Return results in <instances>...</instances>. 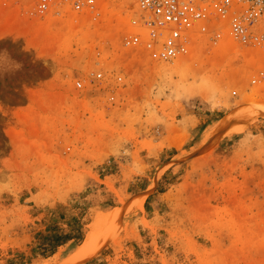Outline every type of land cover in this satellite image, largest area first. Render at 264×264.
<instances>
[{"label": "rangeland", "instance_id": "374dc122", "mask_svg": "<svg viewBox=\"0 0 264 264\" xmlns=\"http://www.w3.org/2000/svg\"><path fill=\"white\" fill-rule=\"evenodd\" d=\"M38 4L0 0L21 65L0 70V264H63L94 224L81 264H264V50L225 23L160 61L121 2ZM53 227L81 239L42 256Z\"/></svg>", "mask_w": 264, "mask_h": 264}, {"label": "built area", "instance_id": "2783aa9c", "mask_svg": "<svg viewBox=\"0 0 264 264\" xmlns=\"http://www.w3.org/2000/svg\"><path fill=\"white\" fill-rule=\"evenodd\" d=\"M53 0H39L47 11ZM100 17L96 5L102 0H63ZM123 4V15L132 33L127 45L144 48L153 58L171 60L185 52L189 37L206 35L215 40L219 26L228 23L232 39L245 47L264 50V31L257 26L264 18V0H106ZM212 29V30H210ZM98 78L100 75L97 76ZM76 88L81 89L80 82Z\"/></svg>", "mask_w": 264, "mask_h": 264}, {"label": "bare ground", "instance_id": "6f19581e", "mask_svg": "<svg viewBox=\"0 0 264 264\" xmlns=\"http://www.w3.org/2000/svg\"><path fill=\"white\" fill-rule=\"evenodd\" d=\"M91 227V232L86 236L80 247L63 264H81L97 253L104 242V238H100V225L94 224Z\"/></svg>", "mask_w": 264, "mask_h": 264}, {"label": "trees", "instance_id": "16d2710c", "mask_svg": "<svg viewBox=\"0 0 264 264\" xmlns=\"http://www.w3.org/2000/svg\"><path fill=\"white\" fill-rule=\"evenodd\" d=\"M53 228L51 229V233L48 235L46 242L39 246L42 256L47 252H50V255H54L61 247L68 245L75 239H81L79 235L76 236L72 233H59L58 228Z\"/></svg>", "mask_w": 264, "mask_h": 264}, {"label": "clouds", "instance_id": "9594fccd", "mask_svg": "<svg viewBox=\"0 0 264 264\" xmlns=\"http://www.w3.org/2000/svg\"><path fill=\"white\" fill-rule=\"evenodd\" d=\"M21 65L12 61L7 53H0V70L19 69Z\"/></svg>", "mask_w": 264, "mask_h": 264}, {"label": "crops", "instance_id": "0c3cea01", "mask_svg": "<svg viewBox=\"0 0 264 264\" xmlns=\"http://www.w3.org/2000/svg\"><path fill=\"white\" fill-rule=\"evenodd\" d=\"M71 254H72V253H71ZM71 254H70V255H71Z\"/></svg>", "mask_w": 264, "mask_h": 264}]
</instances>
